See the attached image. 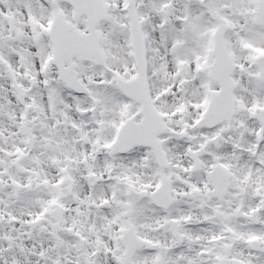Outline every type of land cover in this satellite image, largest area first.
<instances>
[{"label": "snow or ice", "instance_id": "snow-or-ice-1", "mask_svg": "<svg viewBox=\"0 0 264 264\" xmlns=\"http://www.w3.org/2000/svg\"><path fill=\"white\" fill-rule=\"evenodd\" d=\"M0 264H264V0H0Z\"/></svg>", "mask_w": 264, "mask_h": 264}]
</instances>
